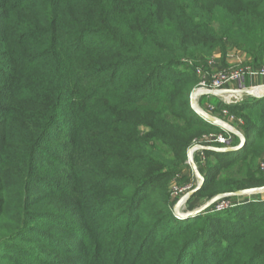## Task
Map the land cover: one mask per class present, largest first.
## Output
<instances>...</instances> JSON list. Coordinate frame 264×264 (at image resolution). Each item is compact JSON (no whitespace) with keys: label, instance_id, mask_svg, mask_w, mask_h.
Listing matches in <instances>:
<instances>
[{"label":"trees","instance_id":"trees-1","mask_svg":"<svg viewBox=\"0 0 264 264\" xmlns=\"http://www.w3.org/2000/svg\"><path fill=\"white\" fill-rule=\"evenodd\" d=\"M229 49L264 66V0H0V264H264L263 200L170 208L187 151L228 137L190 96ZM222 107L245 142L195 157L192 198L264 186V97Z\"/></svg>","mask_w":264,"mask_h":264},{"label":"rangeland","instance_id":"rangeland-1","mask_svg":"<svg viewBox=\"0 0 264 264\" xmlns=\"http://www.w3.org/2000/svg\"><path fill=\"white\" fill-rule=\"evenodd\" d=\"M211 61H212V57L210 56V57H208L206 59V63H205V65L203 67H201V65L198 66V67H201V69L205 73H208V74H212V73H215V72L220 71V70L230 71L232 69H240V68H250L252 71H255L259 67H264V66L254 67L252 65L247 64L246 66H240V67H235V68H223V69L221 68L219 70L212 71V68L210 66ZM262 87H264V77L256 74V75H245L241 80L230 84L227 87V89H225V90H227L229 92L227 94H231V93H234V92H238L239 93V92H243V91H246V90H257L258 88H262ZM227 94H221L220 97H215L216 100H204L203 104H201L199 102V98H200L199 97L197 99V105L203 112L209 114L210 116H212L214 118H217L221 122L229 125L232 129H234L235 131H237L238 133L243 135V133L241 131V128H242L243 123H244L243 120L240 119V118H234L232 116H229L222 106H224V105H231L232 106V105L238 104V103H240L242 101H250L251 97H249V96L245 95L244 93H242V97L241 98L239 97V99H236V100H233V101H227L225 99V96H227ZM210 101H212V103L214 105H212ZM219 105H221L222 108L219 107ZM224 112H226V113H224ZM224 132H226V131H224ZM226 133L228 134V137H226V139H228V141H229L228 145H230L232 142H235L236 140H238V144L240 143L239 138L236 135H234L232 133H228V132H226ZM205 138L206 137L201 139V142L199 144H195L192 147L197 146V145H203V146L212 147V146H210V144H206L204 142ZM238 144L236 146H238ZM236 146H234V147H236ZM197 156L201 160H203V155H202L201 151H196L193 154L194 163H195V157H197ZM261 163L264 165V160L263 161L262 160L257 161L256 169H258V167H259L261 173L264 174V167H263V169L261 168V166H260ZM185 166H186V168H182L175 175L174 179L172 180V182L169 185V190L171 191L170 208H171V211H172V213H173L175 218H176V215H177L174 212L175 204L188 191L193 190L195 188V186L197 185V179L194 176L191 168L186 164V162H185ZM197 169H198V167H197ZM175 189H178L176 191H181V192L174 193ZM210 199L198 198V197L192 198L191 197L184 205H180L179 206L180 212L186 214L188 212L194 211V210L200 208L202 205H204L205 202L209 201ZM256 199L263 200L264 199V194H255V195L245 196V197H229V198L225 199L224 202L225 203L229 202L232 205L231 207L226 209V210H228V209L232 208L235 205V203L244 204V203H247L249 201H254ZM217 204H218V201L211 206V212L218 213L217 211H215V209H216L215 206H217ZM223 211H225V210H223ZM223 211H221V212H223ZM177 213H178V210H177ZM204 217H208V216H204ZM184 219H185V217L182 218V220L181 219L180 220L183 221ZM136 241L137 240L133 239L130 242V245L131 246L137 245V244H135ZM138 243H139V241H138ZM150 263L152 264L151 261H150Z\"/></svg>","mask_w":264,"mask_h":264},{"label":"water","instance_id":"water-1","mask_svg":"<svg viewBox=\"0 0 264 264\" xmlns=\"http://www.w3.org/2000/svg\"><path fill=\"white\" fill-rule=\"evenodd\" d=\"M217 93L219 94H227L229 93L227 90H223L220 92H215V91H194L192 92L191 96H190V106L191 109L194 111V113L196 115H198L200 118H202L204 121L208 122L209 124L216 126L218 128H220L221 130H224L228 133H232L234 135H236L239 138L240 143L238 144V146L236 147H225V148H215V147H209V146H203V145H197L194 147H191L188 151H187V161L186 164L191 168L194 176L197 179V185L195 186V188L193 190L188 191L174 206V212L177 214V209H179L180 204L182 203V205H184L202 186L204 179L203 176L200 174L199 170L197 169L196 164L194 163L193 160V154L194 152H196L197 150L200 151H204V150H211V151H215V152H222V153H229V152H235L237 150H239L244 142H245V138L242 134L238 133L237 131H235L234 129H230L226 126L223 125V123L218 120L217 118H214L212 116H210L209 114L203 112L197 105V99L201 96H213L216 97ZM237 93V92H234ZM240 93V98L242 97V93H244L245 95L251 97V98H262L264 97V87H262V90L260 93H253L251 90H246L243 92H239ZM255 194H264V187L261 188H255V189H248V190H243V191H237L234 193H230V194H223V195H217L214 196L213 198H211L209 201L205 202L204 205H202L200 208L188 212L185 214V219L186 218H193L195 216L200 215L201 213H203L204 211H206L208 208H210L214 203H216L217 201H219L222 198H227V197H245V196H251V195H255ZM178 216V214H177ZM183 217V218H184Z\"/></svg>","mask_w":264,"mask_h":264},{"label":"built area","instance_id":"built-area-1","mask_svg":"<svg viewBox=\"0 0 264 264\" xmlns=\"http://www.w3.org/2000/svg\"><path fill=\"white\" fill-rule=\"evenodd\" d=\"M195 73L199 79L198 85L195 88L194 91H215L220 92L232 84L239 80H241L245 75H260L264 77V67H259L255 71H252L250 68H240V69H232L230 71L226 70H220L212 74L205 73L201 67L195 68ZM193 91V92H194ZM221 94L217 93L216 97H220ZM226 113V112H224ZM204 142L206 144L216 143L219 145H225L228 144V139L224 138L221 135H210L205 138ZM200 151V150H197ZM261 168L263 169L264 165L260 164ZM178 189H175L174 193H178L181 191H176ZM229 198V197H227ZM227 198H222L218 201L217 206H215V211L221 212L223 210H226L227 208L231 207L232 205L227 202L225 203L224 200ZM264 200V199H263ZM177 219H181L176 215Z\"/></svg>","mask_w":264,"mask_h":264},{"label":"crops","instance_id":"crops-1","mask_svg":"<svg viewBox=\"0 0 264 264\" xmlns=\"http://www.w3.org/2000/svg\"><path fill=\"white\" fill-rule=\"evenodd\" d=\"M211 57L212 61L210 63V66L212 68V71L219 70L221 68L223 69L246 66L249 61L245 54L237 51L236 49H229L224 60L221 59V53L218 50L213 52ZM219 107H221V105H219Z\"/></svg>","mask_w":264,"mask_h":264},{"label":"bare ground","instance_id":"bare-ground-1","mask_svg":"<svg viewBox=\"0 0 264 264\" xmlns=\"http://www.w3.org/2000/svg\"><path fill=\"white\" fill-rule=\"evenodd\" d=\"M261 90H262V88H259V89H257V90H251L253 93H260L261 92ZM239 97H240V93H231V94H227V96H225V99L227 100V101H233V100H236V99H239ZM223 123V122H222ZM223 125L224 126H226V127H228V128H230V129H232L229 125H227V124H225V123H223ZM180 205H182V203L180 204ZM182 208V207H181ZM178 210V216L180 217V218H183L184 216H185V214L184 213H181L180 212V209H177Z\"/></svg>","mask_w":264,"mask_h":264}]
</instances>
